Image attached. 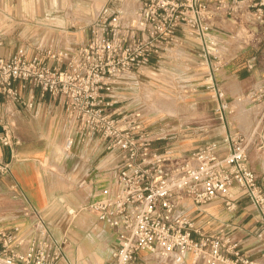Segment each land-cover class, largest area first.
Returning a JSON list of instances; mask_svg holds the SVG:
<instances>
[{
	"label": "built area",
	"instance_id": "built-area-1",
	"mask_svg": "<svg viewBox=\"0 0 264 264\" xmlns=\"http://www.w3.org/2000/svg\"><path fill=\"white\" fill-rule=\"evenodd\" d=\"M77 1L70 0L72 7ZM108 3L80 28L89 33L81 42L32 43L10 57L0 56V96L6 105L0 143L19 145L7 120L8 104L32 109L24 90L39 89L63 104L66 151L76 138L97 137L113 161L92 200L77 211L67 209L70 216L89 211L113 231L110 264H262L244 254L229 232L206 233L182 208L189 202L202 212L219 202L233 212L238 201L232 189L238 186L264 224V187L249 161L254 150L264 164V74L237 99L259 108L249 134L231 128L228 118L236 108L217 78L244 51L255 54L244 67L264 72V0H122L114 10ZM185 37L197 46L196 62L205 69L215 115L225 129L221 139L189 152L156 146L143 115L114 96L116 86L132 84L155 61L182 60ZM11 172V164L0 160V179ZM20 217L26 220L6 227L0 214V264L66 259L40 211L26 209Z\"/></svg>",
	"mask_w": 264,
	"mask_h": 264
},
{
	"label": "crops",
	"instance_id": "crops-1",
	"mask_svg": "<svg viewBox=\"0 0 264 264\" xmlns=\"http://www.w3.org/2000/svg\"><path fill=\"white\" fill-rule=\"evenodd\" d=\"M79 1L88 6L94 5V10L97 13L100 11V7L107 2L112 10L122 2V0H78L77 5H79ZM65 5L66 0H0V24L6 23L5 27L0 29V56L10 57L19 48L38 43L41 29L49 32L55 39L54 41L59 42V46L74 44L65 41V38L69 36L67 33H71L68 29L70 20L64 12ZM88 6L85 7L90 10V6ZM125 8L130 9L131 4L126 3ZM70 9L73 10V7H70L69 11H71ZM77 12L81 11L77 10ZM80 28L77 30L88 33L87 30ZM85 36L87 37V34ZM191 46H193L192 49H190ZM193 48L197 50L195 43L189 37H185L184 49H188L194 54L197 53ZM182 53L184 52L182 51ZM242 54H244L243 59L237 58L231 65L225 67L219 74V78L224 85L230 84V80L234 79L236 86L233 91L244 93L252 89L255 83L258 84L264 72L262 69L258 70L259 68L246 71L244 64L242 67L240 66L243 70H240L237 63L241 60L244 63V60L255 55L252 51H244L240 55ZM24 96L34 102L33 108L27 109L13 103L8 104V109L12 110V113L6 115L7 120L14 124L16 137L20 141L19 145L12 148L5 147L0 143V160L10 163L12 169L10 177L0 179L2 224L9 227L18 220L24 221L26 219L20 215L25 213L26 209H36L48 220L56 237L60 232H57L58 227L54 226L53 221L57 213H63L60 206L65 208L71 205L80 208L89 203L93 198L92 191L97 190L103 184L104 171L112 166L113 161L111 159L110 162H107V155L99 144L95 148L93 138H90L91 140L84 147L85 153L81 158L65 157L63 143L67 131L63 122V104L51 95L43 94L39 89L34 91L25 89ZM5 106L4 99L0 96V114H4ZM241 110L244 113L247 112L244 107ZM244 113H239L238 117L244 121L247 127L240 122L241 124H238L236 128L242 130L241 133L249 134L256 124L258 111L252 113L251 120L245 119ZM230 126L232 129H236L232 123ZM261 127L264 128V122ZM1 132L2 127L0 126V135ZM78 142L81 141L78 139ZM102 154L105 156H101ZM249 161L252 170L258 175L259 181L264 187L263 157L251 150ZM47 164L59 168L65 167L64 169L67 170L65 174L68 175L67 181H63L62 177L57 176L52 168L47 169ZM13 184H16L17 188L13 189ZM17 193L21 196L18 197ZM232 194L238 201L237 208L233 212H228L225 206L219 202L206 206L202 212H197L191 203L186 202L182 212L192 216L206 233H217L221 230L229 232L233 239L239 242L240 249L244 254L264 264V224L250 201L242 195L238 186L233 187ZM66 218L64 213L62 220ZM32 221V218L29 217L26 222L30 224ZM86 228V225L81 223L77 225L78 230ZM108 230H105L107 237L105 242L112 239L114 248L115 234L113 231L109 233ZM79 235L77 233L73 236L79 240ZM82 239L85 244L79 246L78 249L67 251L66 259L61 260L58 264H81L85 259L92 264L93 259L99 256L95 247L96 239L92 236ZM108 245L105 244V246ZM111 251L109 252L106 247L101 252V256L104 257L108 254L111 256Z\"/></svg>",
	"mask_w": 264,
	"mask_h": 264
},
{
	"label": "rangeland",
	"instance_id": "rangeland-1",
	"mask_svg": "<svg viewBox=\"0 0 264 264\" xmlns=\"http://www.w3.org/2000/svg\"><path fill=\"white\" fill-rule=\"evenodd\" d=\"M85 6L88 5L79 1V5L76 3V7H73V11H69V8L72 7V3H70V0H66L64 12H66L70 20V28L68 29L69 32H71L67 33L69 36L65 38L67 43L71 42L75 44L89 37V33H83V31H78L77 29L85 25V22L87 23L94 19L97 12L94 10V5H89L90 10ZM77 10L81 12H77V14ZM4 25H6L5 22L0 24L1 30L5 27ZM45 31L44 29L40 30V41L37 44L47 45L54 42L55 39H53V36ZM85 34H87V37ZM58 43L56 44L58 45ZM192 47L193 46H191L190 49H192ZM193 50L197 52L195 48H193ZM182 51L184 52L182 60L171 61L166 58L155 61L151 67L144 71L143 75H140L137 80H133L132 84L116 86L114 96L120 99L121 106L139 111L141 115H143L146 127L150 131L152 137L156 139V146L163 147L165 145H171L176 147L179 151L189 152L212 140L221 139L225 134V129L222 122L215 115L216 102L213 99L214 92L206 82L205 69L198 66L196 62L197 53L194 54L188 49H183ZM190 54H193V56H190ZM243 56L244 54L240 55L239 58L243 59ZM243 64L241 60L237 63V66L242 67ZM241 67L240 70H243ZM217 78L221 79L219 78V74ZM234 84H236L234 79L230 80V84L228 85H224L223 82L220 83V88L225 92L232 106L236 108L233 113H230L228 119L235 128L241 123L247 127L244 121L238 117L239 113H244L241 109L244 107V109L247 110V112L244 113V116H246L245 119L248 118L251 120L252 113H256L259 108L248 106L247 104H239L237 99L245 92H234L233 88L236 86ZM256 86L255 83L252 89ZM235 130L240 133L242 131L237 128ZM67 137L68 132L63 143L65 157L71 156L74 157V159L81 158L85 153L84 147L91 139L87 138L85 142L81 143L78 142V138H76L73 150L68 152L65 148ZM92 140L95 142V148L99 144L102 149V145H100L97 137ZM101 156H105V154ZM106 159L107 162L111 160L109 156H107ZM46 168H52V171H55L54 173L57 176L62 177L63 181H67L68 175L65 174L67 171L64 169L65 167L59 168L47 164ZM60 207L63 213H57L56 217H53V224L54 226L57 225V232H60L56 238L62 242L64 256H66L67 251H70V249H78L79 246L84 245L85 243L82 238L85 239L88 236H92L96 239L97 244L95 247L99 253V256L93 259L92 264H110L111 256L108 254L105 255L104 258L101 256V252L103 249H106V247L109 252L113 249L112 239H108L107 243L105 242L107 238L105 236V230L109 229V233L112 230L107 225L97 220V217L89 211H79L76 213V216H70L67 209H74L77 211L79 208L71 205L65 208H63L62 205ZM64 213L67 218L62 220ZM80 223L86 225L87 228L85 230H78L77 225ZM77 233L80 234L79 240L73 236L77 235ZM105 244L109 245L105 246ZM81 264L90 263L85 259Z\"/></svg>",
	"mask_w": 264,
	"mask_h": 264
}]
</instances>
